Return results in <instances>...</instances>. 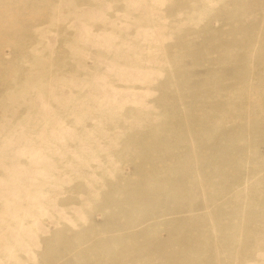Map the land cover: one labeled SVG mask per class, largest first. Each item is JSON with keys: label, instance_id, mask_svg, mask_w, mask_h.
<instances>
[{"label": "rangeland", "instance_id": "1", "mask_svg": "<svg viewBox=\"0 0 264 264\" xmlns=\"http://www.w3.org/2000/svg\"><path fill=\"white\" fill-rule=\"evenodd\" d=\"M0 264H264V0H0Z\"/></svg>", "mask_w": 264, "mask_h": 264}]
</instances>
